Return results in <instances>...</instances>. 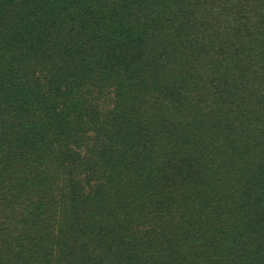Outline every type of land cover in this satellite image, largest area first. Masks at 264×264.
Masks as SVG:
<instances>
[{
    "label": "trees",
    "instance_id": "1",
    "mask_svg": "<svg viewBox=\"0 0 264 264\" xmlns=\"http://www.w3.org/2000/svg\"><path fill=\"white\" fill-rule=\"evenodd\" d=\"M197 1L0 0V264H264V45L210 82Z\"/></svg>",
    "mask_w": 264,
    "mask_h": 264
},
{
    "label": "rangeland",
    "instance_id": "2",
    "mask_svg": "<svg viewBox=\"0 0 264 264\" xmlns=\"http://www.w3.org/2000/svg\"><path fill=\"white\" fill-rule=\"evenodd\" d=\"M240 1L241 3L243 0H198L197 2V12L194 15L195 18H204L206 20V23L203 24V26L206 28L205 32H202L201 34L199 32V28L196 30H193L190 32L189 37L193 40V42H198V46L204 45L205 53L209 51V49H212L213 59H210L205 62L201 58H194L191 59L195 61L196 63H199L201 65H204L200 69V73L202 69H206V64L209 65V67H213L211 73H208L209 75V81L211 82L214 78L217 77L218 74L222 75L224 72H221L220 66L224 64L223 58L224 54L228 53L229 57L233 60L231 63L234 65H238V67L235 68V71L238 73H242L246 67L249 65L252 59L253 53H255L257 50V46L254 47L255 45L262 44L264 45V29L262 27L256 26L254 23H257L255 19V13L253 12L254 10L260 14L261 16H264L263 13L259 12V9H254L251 10L249 8H245L242 12H240L235 15L234 11L235 9L233 8L231 10L232 15H228L227 12V7L229 6L228 3H233L235 2L238 3ZM224 2H228L226 5H224ZM241 8V7H238ZM234 18V27L232 29H226L228 34L226 35L224 27L227 24V19H233ZM260 22V20H259ZM262 22V21H261ZM201 26L202 23H199ZM257 25H259L257 23ZM233 26V25H231ZM261 26V23H260ZM256 35H259L257 37ZM256 36V37H255ZM211 37L213 40L212 42L215 44L213 47H209L208 42L211 41L208 38ZM178 39V38H176ZM187 37L183 36L182 41H187ZM234 39H236V43H238L239 50L242 52V56L240 59H235L234 56H231V53L233 51L232 44H234ZM221 44V45H220ZM194 46V45H193ZM223 46V47H222ZM251 48V50H249ZM163 49H167L166 46L163 48L160 47V49H157V51H154L153 53L155 56H157L160 52L163 51ZM168 54L171 53V49L168 48L167 50ZM182 55L184 56L183 52L179 51ZM218 52H221V57L220 55L216 54ZM179 56L177 54L175 55V58L178 59ZM213 60V61H212ZM177 61V60H176ZM217 61V64L215 63ZM219 63V64H218ZM211 65V66H210ZM215 67V70H214ZM220 69V72H214ZM197 73V76H199L201 79H203L204 82H209L206 75L202 76V74ZM215 74V76H213ZM234 73H231V79L234 78ZM219 80L222 82H219L218 84H215V87L218 89H222L224 86V78L221 77ZM263 82V81H262ZM229 84L232 85V83L229 82ZM201 89V88H200ZM260 90V89H259ZM264 90L261 88V91Z\"/></svg>",
    "mask_w": 264,
    "mask_h": 264
}]
</instances>
